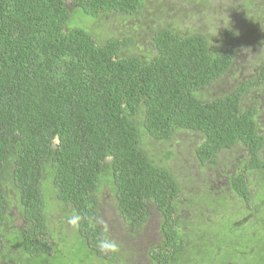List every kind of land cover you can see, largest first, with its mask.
Instances as JSON below:
<instances>
[{"label":"trees","instance_id":"16d2710c","mask_svg":"<svg viewBox=\"0 0 264 264\" xmlns=\"http://www.w3.org/2000/svg\"><path fill=\"white\" fill-rule=\"evenodd\" d=\"M141 7V0H0V219L8 185L35 222L26 241L36 264L62 263L60 245L51 243L58 229L74 260L80 252L88 264H134L131 241L153 219L159 241L146 248L144 264H174L192 237L200 255L202 242L236 255L246 238L233 241L226 233L264 211L260 111L254 99L241 105L251 91H264V55L253 77L203 97L230 70L238 45L249 36L264 39V23L257 24L261 32L243 24L226 29L217 47L203 34L159 27L149 56H125L130 41H100L73 25L76 11L97 19L135 16ZM255 11L264 20V9ZM176 130L200 135L196 159L218 166L225 189L203 179L200 194L180 196V182L147 151L149 142H167ZM235 146L246 154L225 173L220 157ZM239 202L247 216L207 234L214 217L239 212L229 211Z\"/></svg>","mask_w":264,"mask_h":264},{"label":"rangeland","instance_id":"374dc122","mask_svg":"<svg viewBox=\"0 0 264 264\" xmlns=\"http://www.w3.org/2000/svg\"><path fill=\"white\" fill-rule=\"evenodd\" d=\"M142 7L137 15H109L97 19L82 16V13L76 11L73 15V25L82 27L93 37H97L100 41H106L110 38L123 39L130 41V49L124 51V55H152V48L149 46V38L152 37L155 29L162 27L176 26L182 34L196 32L203 34L207 40L217 47L221 44V36L226 29L246 25L253 32H261L262 27L257 24L264 23V20H258V14L255 11L258 8L264 9V0H141ZM252 5L247 8L246 5ZM256 16V17H255ZM249 17V18H248ZM254 19V20H253ZM243 20V23L241 21ZM264 55V39L261 37L249 36L242 45L236 47L234 61L230 70L225 73L219 80L214 82L206 90L204 99L208 97H218L228 93L235 84L240 81L253 77L258 72V65L262 61ZM264 91L259 94L250 92L245 96L241 103L243 108L250 105L251 99L257 102L260 115L258 116L259 129L264 130ZM202 141L199 134L186 131L176 130L170 140L163 143H150L147 151L151 154L155 163L168 169L172 175L180 182L182 192L180 196L189 198L191 195L200 194L203 189V179L208 180L209 185L215 191L225 189V176L218 177L220 172L218 166L205 167L200 164L195 156V150ZM246 148L243 146H235L232 150H227L220 157L221 166L229 169L232 164L238 163L246 154ZM168 154V158H165ZM264 156V150L261 152ZM221 171V172H224ZM230 172L226 170L225 173ZM223 189V190H224ZM181 198V197H180ZM259 202H264V191L259 197ZM202 204H206L207 200L203 197L200 199ZM183 203V202H182ZM238 208L239 212L226 213L223 216L214 217L212 224L206 227L207 234H212L221 226L229 228L238 220L247 216V210L244 203H237L233 208ZM185 212L191 213V208H184ZM247 210V211H243ZM110 214V213H109ZM213 214L209 212V217ZM105 216V214H103ZM255 219H253L254 221ZM257 222H247L244 228H238L226 233V238L236 241L238 237L241 241L246 238L245 246L243 243L238 247L235 255L234 248H222L216 252L207 246L206 242H202L204 246L201 251L204 255H200L199 249L192 237L191 241L185 245L182 254L174 264H222L224 261L228 264H257L259 260L264 261V248L257 246L258 240L264 242V211L256 216ZM119 225V222H118ZM115 224L116 230L119 228ZM148 226V227H147ZM144 228L143 236L137 237L131 241V245L136 251L134 264L147 263L146 248L153 243L159 241L158 226L154 219ZM201 229L203 226L200 227ZM51 229V228H50ZM55 231V229H54ZM61 229L51 238L54 239L55 245H60V249L64 254L62 263L53 262L52 264H88L84 259V253L77 252V259L71 254L66 246L61 245L62 240H68L66 236L62 237ZM119 237V236H118ZM214 238V235H213ZM74 247H77L74 245ZM247 248H251L250 253ZM243 253V254H242Z\"/></svg>","mask_w":264,"mask_h":264},{"label":"flooded vegetation","instance_id":"af4514ba","mask_svg":"<svg viewBox=\"0 0 264 264\" xmlns=\"http://www.w3.org/2000/svg\"><path fill=\"white\" fill-rule=\"evenodd\" d=\"M226 179L225 177V182ZM9 187L5 185L3 189L8 191ZM8 198L9 203L4 217L0 219V264H36L34 261L38 260L39 256L30 252L26 241L29 228L33 227L35 222L27 217L25 209L18 202L17 193L13 192V187H10ZM32 234L36 236V231ZM53 240L51 243L55 245ZM54 256L52 252L46 257L52 259Z\"/></svg>","mask_w":264,"mask_h":264},{"label":"clouds","instance_id":"9594fccd","mask_svg":"<svg viewBox=\"0 0 264 264\" xmlns=\"http://www.w3.org/2000/svg\"><path fill=\"white\" fill-rule=\"evenodd\" d=\"M10 191V187H9V189H8V191L7 192H9ZM14 192V191H13Z\"/></svg>","mask_w":264,"mask_h":264}]
</instances>
